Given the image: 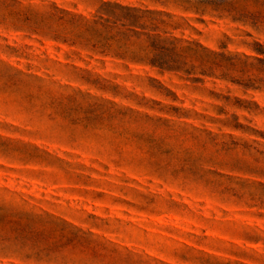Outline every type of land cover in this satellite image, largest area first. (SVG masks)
Returning <instances> with one entry per match:
<instances>
[{"label":"rangeland","instance_id":"374dc122","mask_svg":"<svg viewBox=\"0 0 264 264\" xmlns=\"http://www.w3.org/2000/svg\"><path fill=\"white\" fill-rule=\"evenodd\" d=\"M0 264H264V0H0Z\"/></svg>","mask_w":264,"mask_h":264}]
</instances>
